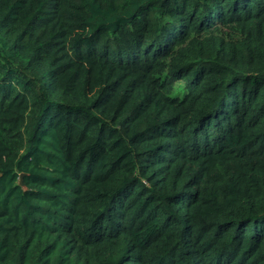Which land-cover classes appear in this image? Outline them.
I'll return each instance as SVG.
<instances>
[{
  "label": "trees",
  "instance_id": "1",
  "mask_svg": "<svg viewBox=\"0 0 264 264\" xmlns=\"http://www.w3.org/2000/svg\"><path fill=\"white\" fill-rule=\"evenodd\" d=\"M0 264H264V0H0Z\"/></svg>",
  "mask_w": 264,
  "mask_h": 264
},
{
  "label": "water",
  "instance_id": "2",
  "mask_svg": "<svg viewBox=\"0 0 264 264\" xmlns=\"http://www.w3.org/2000/svg\"><path fill=\"white\" fill-rule=\"evenodd\" d=\"M22 174H23V172H19V173H18V183H19L20 185H23L22 180H21V176H22Z\"/></svg>",
  "mask_w": 264,
  "mask_h": 264
}]
</instances>
